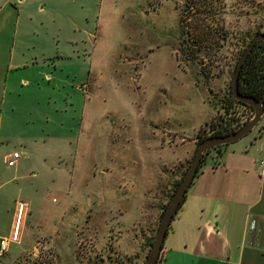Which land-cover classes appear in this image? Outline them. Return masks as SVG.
<instances>
[{
    "label": "rangeland",
    "instance_id": "374dc122",
    "mask_svg": "<svg viewBox=\"0 0 264 264\" xmlns=\"http://www.w3.org/2000/svg\"><path fill=\"white\" fill-rule=\"evenodd\" d=\"M43 1L30 0L18 24L16 9L0 11V171L27 175L35 204L23 244L0 264H144L197 133L264 32V0H212L211 18L204 0L198 10L189 0ZM9 60L29 65L6 82ZM256 130L225 148L238 152ZM14 151L10 167L3 156ZM216 160L213 150L201 167Z\"/></svg>",
    "mask_w": 264,
    "mask_h": 264
},
{
    "label": "crops",
    "instance_id": "0c3cea01",
    "mask_svg": "<svg viewBox=\"0 0 264 264\" xmlns=\"http://www.w3.org/2000/svg\"><path fill=\"white\" fill-rule=\"evenodd\" d=\"M29 2L0 0V11L2 7L16 9L18 24ZM12 40L10 60L16 47L15 38ZM10 60L4 64L6 82L12 71L29 65ZM22 80L19 84L28 85V79L23 81L26 83ZM9 92L12 94L13 87ZM255 128L256 133L238 152L224 147L215 164L200 168L170 224L158 264H264V113ZM10 154L3 156L4 161ZM14 165L16 162L8 166ZM2 173L0 237H9L8 248L21 246L35 204L32 197L29 200L23 195L27 175ZM29 251L34 254V249L25 252Z\"/></svg>",
    "mask_w": 264,
    "mask_h": 264
},
{
    "label": "water",
    "instance_id": "95a60500",
    "mask_svg": "<svg viewBox=\"0 0 264 264\" xmlns=\"http://www.w3.org/2000/svg\"><path fill=\"white\" fill-rule=\"evenodd\" d=\"M264 40V32L256 33L246 46L241 56L239 57L235 70L231 77L230 91L235 99L238 101L250 105L253 108L252 114L249 118L241 125V127L226 135H211L207 136L203 140L199 141L194 155L187 166L183 176L178 182L175 190L170 196L166 206L161 214L159 225L156 233L154 234L153 241L150 245L149 252L146 255L144 264H158L159 258L162 252V246L164 239L170 227V224L178 211L182 201L186 196V192L193 182L194 177L197 174L198 167L205 154L217 146L229 144L237 141L245 135L249 134L260 122L264 113V94L262 98L256 99L251 96L242 95L239 92V75L242 69V65L246 60L248 54L256 44V42ZM206 130V126L203 127L202 131Z\"/></svg>",
    "mask_w": 264,
    "mask_h": 264
},
{
    "label": "trees",
    "instance_id": "16d2710c",
    "mask_svg": "<svg viewBox=\"0 0 264 264\" xmlns=\"http://www.w3.org/2000/svg\"><path fill=\"white\" fill-rule=\"evenodd\" d=\"M204 2H206L205 7H207V15H208L207 17L209 18L214 17L215 8L213 6L212 0L210 1L204 0ZM199 3H200L199 0H189L186 7L187 8L192 7L193 9L198 10V8H200ZM200 23L201 22L199 20V22L196 23L195 26H193L194 31L199 32L200 30L203 29V26ZM180 26H181V31H183L185 28V18H184L183 13H181V16H180ZM207 28L210 30L211 26L209 27L208 25ZM199 39H201V36L193 37V39H191V43L193 47H196L195 48L196 51H197V48L200 47ZM244 49L241 51V54L244 51ZM192 58H194V56H192ZM236 64H235V67H236ZM235 67H234V70H235ZM230 84H231V81H230ZM238 89H239L240 94L242 95L251 96L256 99L262 98L264 94V40H260L256 42V44L254 45V47L248 54L246 60L244 61L242 65V69L240 71V75H239ZM252 112H253V108L250 105L244 104L238 101L237 99H235L234 96L231 94V91L229 90L228 95L223 99L220 110L210 120V122H208L206 126V130L202 131L201 129L197 133V142L203 140L207 136L226 135V134H229L239 129L241 125L249 118ZM259 131H261V128ZM226 145L227 144L222 145V146H217L213 148V150H215L216 153H220L221 149L224 148ZM207 153H209V151ZM203 160L204 159L201 160V163L197 170V174L200 171ZM184 172L185 171L181 172V174L183 175ZM180 179H178L174 183L172 187V192L169 194V197L172 195ZM184 200L182 201L181 205L183 204ZM165 206H166V203L162 206L163 210ZM152 241L153 239L149 240L148 242L149 246L151 245ZM159 260H161V256Z\"/></svg>",
    "mask_w": 264,
    "mask_h": 264
},
{
    "label": "built area",
    "instance_id": "2783aa9c",
    "mask_svg": "<svg viewBox=\"0 0 264 264\" xmlns=\"http://www.w3.org/2000/svg\"><path fill=\"white\" fill-rule=\"evenodd\" d=\"M19 152H12L8 158H7V164L12 165L16 162L18 158H20ZM261 163H264L263 160H261ZM9 245V237H0V257L6 252Z\"/></svg>",
    "mask_w": 264,
    "mask_h": 264
},
{
    "label": "flooded vegetation",
    "instance_id": "af4514ba",
    "mask_svg": "<svg viewBox=\"0 0 264 264\" xmlns=\"http://www.w3.org/2000/svg\"><path fill=\"white\" fill-rule=\"evenodd\" d=\"M211 151H213V149L210 150L209 153L205 154V156L203 157V159H205L207 157V155L210 154Z\"/></svg>",
    "mask_w": 264,
    "mask_h": 264
}]
</instances>
